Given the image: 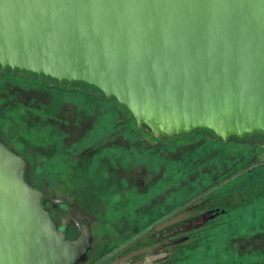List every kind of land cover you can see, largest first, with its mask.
<instances>
[{"label": "water", "instance_id": "95a60500", "mask_svg": "<svg viewBox=\"0 0 264 264\" xmlns=\"http://www.w3.org/2000/svg\"><path fill=\"white\" fill-rule=\"evenodd\" d=\"M0 68L91 87L156 137L264 134V0H0ZM25 172L0 141V264L79 263L90 220L54 222Z\"/></svg>", "mask_w": 264, "mask_h": 264}, {"label": "rangeland", "instance_id": "374dc122", "mask_svg": "<svg viewBox=\"0 0 264 264\" xmlns=\"http://www.w3.org/2000/svg\"><path fill=\"white\" fill-rule=\"evenodd\" d=\"M5 70L0 68V133L6 136L7 142L14 149L20 151L21 155L27 154L28 167L30 168V174L32 181L36 180L39 176L43 183V188L46 197L49 199H59L63 203L50 205V200L45 203L50 207L51 212H54L55 217H57V207H65L67 212L66 217L73 219H78L76 216L84 218V212L89 216H92L95 221L92 223V227L96 230V247L92 255L96 258L99 255V244L103 238L111 236L112 234H118V232L134 233L141 227L149 224V229L136 239L130 242L124 247L126 252L117 253L115 257L107 255L103 259L96 261L93 264H195L200 263L202 256L199 250L195 251L191 257V253L188 252L193 246H197L198 249L206 248L210 249V255L206 256V259L213 258V260H220L221 262V217L209 218L205 224L194 227V229L187 230L180 226L178 233L170 235L169 237H174L173 240L176 242L174 249L171 247L170 250H165L162 254L157 257L156 260H152L150 257L143 259L142 254L147 253L149 249L156 248L161 243L155 240L158 233L164 231L169 232L171 228L179 226L181 223H186L193 214L189 208H182V203L178 205L176 209L172 211V215L163 216L162 218L156 219L158 217L157 212H160L161 206L155 207L151 205L153 201L160 200V196L169 199V196H175L177 202L180 199V192L175 191V184L179 185L178 175L176 171H171L169 166L162 167L160 161V155H154L155 161H146L144 158L138 160L133 159V165L130 166L128 163L124 167H115L114 159L102 160L98 156L95 160L90 162L92 168L88 170L86 163L89 162L88 156L94 153V150H85V152L80 156L75 158L73 170L65 172L67 169L68 161L61 158H55L53 154L59 153L63 150L62 145L59 143H54V145H48L46 150H42L40 135L49 134L47 128L44 125L49 121L48 119H53L51 116H45L46 114L42 112H37L33 110V106L26 105V108L21 106L20 98L13 102V95L11 94V89L15 85L13 81H4ZM9 72V71H7ZM11 73V72H10ZM14 75L31 78L29 82L32 84H37V86L42 87H55L59 91V96L62 99V107L69 108L68 113H72V104L78 103L82 100L84 95L96 96L93 90L83 88L77 85H58L51 80H43L37 77H31L26 74L12 73ZM5 80H16L18 76L7 75ZM36 86V85H35ZM9 90V91H6ZM38 94V92H37ZM24 97V96H23ZM16 104V105H15ZM20 106V107H17ZM102 106V105H101ZM101 106L99 108L101 109ZM105 108V107H104ZM117 112H119V117L117 118L114 127L119 129L118 138L124 146H143V147H156L165 148L170 147L169 150H163L161 153L171 159H176L182 155L183 152H192L193 150L199 149L203 152L202 147L210 148L211 153L208 157L216 155V146H206L207 140L213 141L216 138L213 134L206 131H198L190 136H181L176 138L174 141H168L165 138H152L150 133L146 129L136 128L131 122L130 116L121 109L117 107ZM51 117V118H50ZM58 119V118H57ZM66 119V116H64ZM75 119V118H74ZM70 120V119H69ZM66 121V131L71 126H74L71 121ZM113 126V124H111ZM127 128V129H126ZM59 130V129H58ZM134 134L137 136V140L131 138L129 134ZM74 137L71 143L78 142L77 138L79 132L74 130ZM71 137L64 138V141L69 142ZM138 141L141 142L138 145ZM137 142V144L135 143ZM120 145V144H119ZM37 147V148H36ZM61 147V148H60ZM88 147V146H87ZM142 147V148H143ZM238 147L245 148L246 145L238 144ZM112 150L113 148L110 147ZM236 148V147H235ZM255 149L259 150L258 153L233 149L232 157L235 158L242 164H257L256 171H252L250 166H243V168L236 170L233 173V178H240L245 180H255L264 179V146L262 144H257ZM111 149H107L105 153H115ZM118 152L123 151L122 146L116 148ZM197 150V151H199ZM129 155H131L130 149L127 150ZM213 151V152H212ZM202 153L196 152L195 157H199ZM74 154L73 156H75ZM132 155H138L133 149ZM22 157V156H21ZM70 158V156L68 155ZM138 157V156H136ZM207 157V158H208ZM67 158V159H69ZM219 158V157H218ZM203 160V158L196 159L195 162ZM143 164L145 166L141 167L137 171L134 167H139L138 164ZM194 165V164H193ZM184 168L188 165H183ZM176 168V167H174ZM182 168V169H184ZM190 168L194 166L190 165ZM224 168V161H221V169ZM145 169V170H144ZM63 170V171H62ZM231 170V169H230ZM144 171V173H143ZM195 172L190 174L189 179L194 178ZM186 178V177H185ZM184 180V179H183ZM142 183V184H141ZM130 184H134L133 189H138L143 191L141 193H133L130 190ZM188 181L185 183V186ZM223 181L221 182V185ZM242 186L233 185L232 190L241 189L237 192H225V195H221V191L210 188L205 196L203 194L196 198L195 204H200L201 202L207 200L208 205L220 202L222 206L229 205L228 207H233L234 202L239 194L250 195L259 193L264 188H260V185L252 183L251 181H244L241 183ZM173 186V187H172ZM171 188H174L173 194L171 193ZM214 189V190H213ZM227 191V188H226ZM217 196H220L217 198ZM188 195L183 199L187 200ZM190 202V203H192ZM185 205V203H184ZM197 209L195 207L193 211ZM82 214V215H81ZM156 219V220H155ZM79 220V219H78ZM59 221V220H58ZM175 231V232H176ZM185 231V232H181ZM123 249V248H122ZM169 249V248H168ZM121 250V249H120ZM169 251V252H168ZM120 252V251H119ZM196 254V255H195ZM146 255V254H145ZM174 260H178L175 263Z\"/></svg>", "mask_w": 264, "mask_h": 264}, {"label": "flooded vegetation", "instance_id": "af4514ba", "mask_svg": "<svg viewBox=\"0 0 264 264\" xmlns=\"http://www.w3.org/2000/svg\"><path fill=\"white\" fill-rule=\"evenodd\" d=\"M4 81H13L14 86L11 89V94L13 95V102L17 98H20L21 100V106L26 108V105L30 106L32 105L34 108V111L37 112H42L46 114L45 116H51L53 119H48L49 121L46 120V122L55 125L58 131L60 133H67L66 131V119L68 121H71L72 123L75 122L76 117H79L76 113L78 112L76 109L72 110V114H68L67 116L64 115V112L66 111L65 108L62 107V102L57 103V99L54 100H49V103L53 101V104H49L48 106L45 105L47 104L43 98H49L50 92L54 93L57 89L55 87H42V86H37V84H32L30 81L31 78L28 77H23L20 78L21 76L19 75H14L10 72L4 71ZM7 75H13V76H18V79L16 80H5ZM36 85V86H35ZM61 86V85H60ZM6 91H9L6 89ZM59 91V90H58ZM38 92V94H37ZM59 94V92H58ZM24 96V97H23ZM109 102L101 100L100 105L106 106ZM16 105V104H15ZM74 106V105H73ZM20 107V106H17ZM57 107L62 108V114H57ZM109 107V106H106ZM107 109V108H106ZM55 110V111H52ZM75 114V115H74ZM64 116H66V119H64ZM50 117V118H51ZM58 118V119H57ZM75 118V119H74ZM70 119V120H69ZM76 125L71 126L68 130V133H72L73 130L75 129ZM138 127V126H137ZM87 128H91L89 125ZM144 128V127H143ZM147 131V130H146ZM151 136H153L150 133ZM78 137L75 138L79 140V135ZM74 137V136H73ZM72 137V138H73ZM160 136H154V138H159ZM153 138V137H152ZM106 138L104 140V143H106L104 146L101 145L100 147H97L96 150L99 152H102L103 155L100 156L102 160H108L113 158L114 163L116 164L115 167L118 168L116 171L119 170V167H124L126 163H128L130 166L133 165L132 161L134 159V156L126 154L125 153H105L104 151H107V149H110L115 144H121L117 143L120 142L119 138H114L111 139ZM137 139H135L136 141ZM0 141L11 151H13L16 154L20 155V151L14 149L9 143L7 142L6 136L2 133H0ZM72 139L69 140V142L64 141V146L62 144L63 150L61 149L60 151L70 155V159L75 162V158L80 157L85 150L93 147H88L83 150L75 152L71 147L73 143H71ZM137 144V142H135ZM61 145V144H60ZM61 148V147H60ZM125 149H129L128 146L124 147ZM123 149V148H122ZM123 149V151L125 150ZM135 150L138 154V160L142 159V154H141V149L140 147L135 148ZM116 151V150H113ZM76 154L75 156H73ZM99 154H97L98 157ZM232 158V157H231ZM232 160H234L232 158ZM237 159L235 158V161ZM138 164V163H137ZM257 165V164H256ZM255 164H242L235 162L234 165H232L229 168H226L224 165V168L221 169V163L218 164H213L210 166H203L201 168V172L203 177H199L201 175V172L198 170L195 171L194 178L187 179L185 182L188 181L187 187L184 189V192L186 193L185 196L188 195L187 200H184L182 203V208H189L190 211L193 212L191 215L190 219L186 223H181L179 226H176L175 228H171L169 232L164 231L162 233H158L157 236L155 237V240H158L161 245H159L156 248L149 249L147 253L142 254L140 257L143 256V261L146 257H150L153 261L156 260L158 255L160 256L166 249H170L171 247L174 249L176 242L173 240L175 239L174 237H169L170 235H174L178 233L176 231L177 229L182 226L183 228H186L189 231L194 229V227L200 226L202 224H205L206 221L209 218H216V217H221V262L220 260H213V258H209L208 260L206 259V256L210 255V249L206 248H200L198 249L197 246H193L188 252L191 253V257L194 255L193 253L197 250L201 253L200 255L202 258L199 260L200 263L196 262L195 264H264V189L259 191V193L256 194H250V195H243L239 194L234 202L233 207H228L229 205L222 206L220 202H216L215 204L208 205L207 200L201 202L202 206L199 207L200 204H195L194 200L198 197H200L202 194L205 196L208 192H210V188L214 187V189L218 190H225L221 191V195H225V192H237L240 191L241 189H235L232 190V187L234 184L237 186H242L241 183L244 181H251L252 183H256L260 185V188H264V179H251V180H245V179H240V178H233V173L236 172V170L243 168V166H250L252 171H256L257 166ZM139 167H134L137 171L140 170L141 167L145 166L143 164H138ZM231 169V170H230ZM145 170V169H144ZM175 171V170H174ZM227 172V173H225ZM144 173V171H143ZM205 175H209L210 177H205ZM223 181V184L221 185V182ZM142 184V183H141ZM175 191H179L178 189V184L174 185ZM173 187V186H172ZM134 184H130V190L133 191V193H141L140 190L138 189H133ZM174 188H171V193L173 194L172 191H174ZM227 188V191H226ZM213 189V190H214ZM180 192V191H179ZM44 193V192H43ZM220 196H217L220 197ZM44 197L46 202L50 200V205H52V199L47 198L45 193ZM194 201V202H192ZM49 202V201H48ZM192 202V203H190ZM185 203V205H184ZM151 205H154L155 207L159 208V205H162L160 212H157L156 219L162 218L164 215H172V211L178 207L177 204V199L174 196H169V199L164 198V196H160V200L153 201ZM53 206V205H52ZM58 208V213L57 217H55V213L51 212L53 221H58L56 222L57 224H60L62 219L67 216V212L65 210V207L62 206H54ZM197 207L193 211V209ZM82 215V214H81ZM84 218L80 219V216H76L78 219L77 221H82L84 219H89L90 220V227H91V233H92V247L86 254V256L77 264H93L96 261H99L100 259H103L106 257L108 254L115 257L117 253H124L126 252L124 250V247L128 245L130 242L139 239L138 237L142 235L146 230H148V227H143L137 230L134 233H126V232H118V234H112L111 236H108L106 238H103L100 241L99 247V255L96 258H93L92 255L95 251L96 247V238L95 235L96 230L92 227V223L94 218L92 216H89L87 213L84 212ZM155 219V220H156ZM152 221L151 223H153ZM150 223V224H151ZM76 228V236H73L72 234V225L67 228V235L70 239H74L79 235V228L75 226ZM176 231V232H175ZM181 231V232H185ZM123 248V249H122ZM169 248V249H168ZM121 249V250H120ZM120 251V252H119ZM169 252V251H168ZM163 256H166V254H162ZM196 255V254H195ZM157 256V257H154ZM194 258V256H193ZM178 260H174L173 263H175Z\"/></svg>", "mask_w": 264, "mask_h": 264}, {"label": "trees", "instance_id": "16d2710c", "mask_svg": "<svg viewBox=\"0 0 264 264\" xmlns=\"http://www.w3.org/2000/svg\"><path fill=\"white\" fill-rule=\"evenodd\" d=\"M5 71H8V70H5ZM9 72H11V73L17 72V74L20 73L18 71H14V72L9 71ZM22 74H25V73H21V75ZM26 75L31 76V77L41 78L43 80H47L43 77H38V76L33 75V74H26ZM53 82H55L58 85H64V84H66V85H77V86H80L83 88L93 90V92L96 93V96L89 95V94L82 96V100L78 103L72 104L74 106L71 107L72 110L76 109L78 111L76 114L79 117H76L75 122L72 124L76 125L74 130H77L79 132V138L80 139L78 140V142L73 143L70 148H72L73 150H75V152H77V151H80V150H83L85 148L93 146L88 152V154H89L90 151L94 150V153L88 156L89 162L86 163L88 170H90L92 168V164H90V162H92L93 160H95L97 158V154H99L98 156L103 155V153L97 151L96 148L100 147L101 145L104 146V144H105L104 147H106V143H104V140L106 138H110V137H111V139L118 138L119 129L117 127H114V124H115L117 118L119 117V112H117V107H121V109H124V111L130 116L131 122H132L134 127L146 129L143 127H137L134 119L132 118V116L130 114V112L125 107L119 105L115 99H107L103 96L102 93H100V92L96 91L95 89L88 87L84 84H68L66 82L59 83L56 81H53ZM50 96L51 97H49V98H43L44 101L47 103L45 105L48 106L49 104H53V101L51 103H49V100L51 101L54 99H57V103L62 102V99L58 94V89L56 91H54V93H52V91H51ZM101 100L108 101L109 103L106 106H109V107L101 106L100 105ZM99 106H101V109L99 108ZM56 109H57V111H56L57 114H62V108L57 107ZM65 109L69 110V108H66V107H65ZM52 111H55V110H52ZM68 114H69L68 111L64 112V115L67 116ZM66 120H68V119H66ZM111 124H113V126H111ZM89 125L91 126V128H87ZM44 127L48 129L49 134L46 133L44 135H40L41 136L40 139L42 140V142H40L42 145L41 146L42 150H46L48 145H54V143H59L61 145L63 144V146H64V138L71 137V139H72V137L74 136V134H73L74 130L72 133L67 134L66 132L60 133L58 131V129L55 127V125H52L50 123H46L44 125ZM203 130L213 134V136L216 138L213 141L211 139H210V141L209 140L206 141L207 142L206 146H212V147L216 146L217 147L216 148L217 151H215V152H217L216 155L213 154V156L208 157L209 153H211V151H210L211 149L206 148V147H202L201 149L203 150V152H200L199 149H197L199 151L193 150L192 152H189V153L183 152L180 157H178L176 159H171L169 157L164 156L161 153V151H163V150H169L170 147L158 148V150H157V148L154 146H152V147H143V146L140 147V146H138L142 150L141 151L142 158H144L146 161H149V160L155 161L154 155L155 154L160 155V161H161V163H163V164H161V166L162 167L169 166L172 169L171 171H174V170L176 171V173L178 175V180H180L178 189L180 191V196H181L179 201L177 202L178 205H180L181 203L184 202L183 198L185 197V194H186L184 192V189L187 187V185L185 186V183H186L185 181L187 179H189L191 173H193L197 170L199 172H201V168L203 166H210L213 164H218V163H221V161H224L225 167L229 168L232 165H234L235 162H237V163L239 162L238 160H236V161L232 160V158L230 157L233 155V153L231 152L233 149H236V148H237V150L243 149V151H246L245 149H247L250 152L254 151V152L258 153L259 150L255 149L254 147L257 144L258 145L262 144L264 146V134H262V133H254L251 135H245L242 138H238L236 136H231L227 140L223 141L219 137L215 136V134L209 130L196 129V130H194L188 134H182L179 136H173V137H169V138L165 137V136H160L159 138H165L170 142V141H174L176 138H179L181 136H190L191 134H193L195 132L203 131ZM129 136L133 139L137 138V136H135L134 134H129ZM152 137L154 138V136H152ZM140 144H141V142L138 141V145H140ZM238 144H244V145H246V147L240 149L238 147ZM118 146H122L123 149H125L124 147H126L122 144H120V145L115 144L112 146L113 150H116V148H118ZM128 147L130 149L131 155H132L133 149L137 150V149H135V148H137L135 146H128ZM127 150L128 149H125L124 151H120L119 153L122 152V153H125V155L129 154V153H127L128 152ZM104 152H106V151H104ZM113 152L116 153L118 151L116 150ZM196 152H198V154L202 153V155L200 154V156L196 158L195 157ZM53 155L55 158H61L62 161L63 160L68 161L67 169L65 170V172L71 171V170H73V168H76L74 166V164H75L74 161H72L68 157V154H65V153L60 151L59 153H56ZM20 156H22V158L26 161L25 180L27 181V183L30 184L32 187L40 189L44 192L43 183L41 180H39L40 177L38 176L36 180L32 181L31 177L29 176V174H30L29 169L30 168L28 167V162L26 160L27 154H25V155L20 154ZM132 156H134V155H132ZM136 156H138V155L134 156L135 160L138 159V157H136ZM67 158H69V159H67ZM199 158H201V159L203 158V160H199L198 162H195V160L199 159ZM184 164L188 165V167L184 168L183 167ZM190 165L194 166V168H190ZM174 167H176V168H174ZM182 168H184V169H182ZM225 173H227V172H225ZM202 175L203 174L201 172V175L199 177L204 176V175L203 176ZM205 177H210V176L205 175ZM44 204H45V207L50 212V207H48L45 203V197H44ZM50 215L52 217L51 212H50ZM52 219H53V217H52ZM54 222H58V221L56 220ZM149 224H147L143 227H146ZM143 227H141V228H143ZM76 232L77 231H76L75 226H72V233H73L72 235L76 236Z\"/></svg>", "mask_w": 264, "mask_h": 264}]
</instances>
